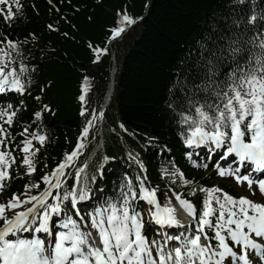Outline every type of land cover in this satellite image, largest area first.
Masks as SVG:
<instances>
[{
    "label": "trees",
    "instance_id": "obj_1",
    "mask_svg": "<svg viewBox=\"0 0 264 264\" xmlns=\"http://www.w3.org/2000/svg\"><path fill=\"white\" fill-rule=\"evenodd\" d=\"M53 2L57 10L46 0H22L23 9L17 11L11 24L1 23V40L9 35L13 40L28 41L23 49L33 69L29 76L33 83L21 99L23 107L16 96L7 100L18 109L13 132L27 127L31 133L39 131L46 137L44 144L36 145L39 152L31 158L36 171L28 174L27 165L18 163L14 171L21 176L13 174L7 193H37V188L25 186L39 183L71 151L84 125L78 95L85 76L92 80L96 105L100 107L110 82L112 62L110 51L101 54L100 62H94L90 46L109 48L111 29L119 25L117 15L121 13L140 20L115 41L118 73L111 105L105 113L104 144L86 180L91 188L97 184L104 196L113 198L119 197L122 188L128 190L127 176L135 184L136 177H142L141 171L127 157L124 144L139 153L151 179L161 188L164 170L183 167L188 180L194 177L195 172L185 163L181 113L190 114L188 99L198 89L211 85L212 79L222 86L233 69L240 73V67L249 63L255 52V32L264 28V0ZM217 70L212 77L211 72ZM205 95L198 91L197 98ZM38 111L40 119L35 116ZM92 133L90 149L100 139L98 127ZM105 158L113 162L105 164ZM71 184L72 180L68 185ZM195 184L197 189L204 185ZM191 192L192 189L190 196ZM193 199L198 203L201 200L199 195Z\"/></svg>",
    "mask_w": 264,
    "mask_h": 264
},
{
    "label": "snow or ice",
    "instance_id": "obj_2",
    "mask_svg": "<svg viewBox=\"0 0 264 264\" xmlns=\"http://www.w3.org/2000/svg\"><path fill=\"white\" fill-rule=\"evenodd\" d=\"M48 2L52 4L53 0ZM13 3L17 9L22 7L19 0H0V14L4 15L6 23L16 18ZM120 16L119 25L111 29L108 44L136 23L127 13ZM27 43V40L13 41L8 36L0 40V93H6L9 88L21 94L27 91L20 79L26 71L22 49ZM261 46L264 47V42ZM90 47L95 52L94 62H100L101 54L109 52L108 47ZM17 59L21 60L19 72ZM217 74L218 70L211 72L212 77ZM28 83H33L30 77ZM82 89L79 100L88 104L90 101L86 97L91 84L87 76ZM198 91L207 95L197 98ZM20 104L22 108L24 101ZM44 108L47 110L48 106L44 105ZM187 112L190 114L181 113L180 123L186 125L181 132L183 143L192 150L187 153L188 158H192L196 149L204 150L208 156L219 152L226 161L229 157H238L236 168L217 164L218 174L233 177L237 182H247L253 195L256 191L264 195V176L260 175L264 174V62L256 71L238 74L233 69L222 86L212 79L211 85L198 89L188 99ZM85 113H89L92 119L83 128L84 137L88 136L93 121L97 119L87 107L83 108L81 115ZM41 115L39 111L35 113L37 118ZM17 116L18 109L14 104L0 103V121H3L0 123V146L5 149L0 150V194L5 189L3 182L9 177L5 169L16 160L6 150L15 137L5 124L12 126ZM27 132L25 127L21 135ZM45 139V135L36 133L31 139L17 143L16 147L24 154L22 163L27 165L28 172L36 171L33 160L28 157L32 141L44 144ZM83 146L79 144L53 172L41 178L48 187L39 195H29L24 191L14 193L11 198H2L0 264H264V203L247 197L237 199L219 187H203L199 190L207 196L203 200L202 214H198L195 204L182 198V193L176 194L179 205L195 221L186 225L178 217L171 196L165 193L166 202L162 207L156 197L157 189H149L144 178L137 177L143 193L139 199L155 206L154 210L147 209V220L134 206L137 192L130 182L128 190L125 192L122 188L117 198L106 197L102 188L96 189L95 194H100L99 203L94 201L84 206L81 202L93 201L94 196L89 181L85 179L82 182L81 178L87 165L76 171L73 184L68 185L67 179H62L68 163ZM36 152H39L38 148L33 155ZM195 154L199 156V153ZM136 163L143 167L139 160ZM203 167L207 169L208 164ZM178 175L183 176L184 173ZM95 181L93 176L91 183ZM184 183L193 182L185 180ZM254 184L258 189H253ZM39 186L37 183L25 187ZM54 190H62V195ZM191 195L195 196L196 191ZM212 217H215V222ZM154 225L159 228L154 229ZM164 227L183 228L184 231L169 234L162 231ZM148 233H154L151 239ZM157 234L160 239L155 238Z\"/></svg>",
    "mask_w": 264,
    "mask_h": 264
},
{
    "label": "rangeland",
    "instance_id": "obj_3",
    "mask_svg": "<svg viewBox=\"0 0 264 264\" xmlns=\"http://www.w3.org/2000/svg\"><path fill=\"white\" fill-rule=\"evenodd\" d=\"M92 100H93V97L91 98V101ZM205 177L209 181L210 186L208 188H212V187L222 188V184L225 186H228V187L234 186V184L231 182H227V181L224 182V181H222V179H215L213 173H211V172L207 173ZM235 189L238 190V192H236L237 196L239 195L241 197H247V198L252 199L255 202H261L262 203L264 201V197L259 196L257 193L255 195H253L250 190H246L244 188H242L241 190L238 188H235ZM203 194L205 197L207 196V194L205 192ZM216 195H219V193H217Z\"/></svg>",
    "mask_w": 264,
    "mask_h": 264
},
{
    "label": "water",
    "instance_id": "obj_4",
    "mask_svg": "<svg viewBox=\"0 0 264 264\" xmlns=\"http://www.w3.org/2000/svg\"><path fill=\"white\" fill-rule=\"evenodd\" d=\"M113 89H114V85L112 86V91H113ZM112 93V92H111Z\"/></svg>",
    "mask_w": 264,
    "mask_h": 264
}]
</instances>
